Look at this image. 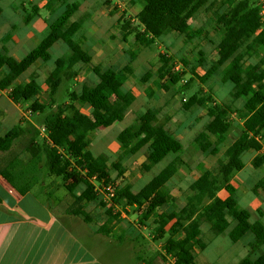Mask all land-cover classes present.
Returning a JSON list of instances; mask_svg holds the SVG:
<instances>
[{
  "label": "trees",
  "instance_id": "1",
  "mask_svg": "<svg viewBox=\"0 0 264 264\" xmlns=\"http://www.w3.org/2000/svg\"><path fill=\"white\" fill-rule=\"evenodd\" d=\"M141 10L136 13L134 22L121 17L119 30L123 41L133 38L135 46L140 48L153 47L158 39L171 34L182 37L186 42L204 34L203 27L194 28V23L201 15L210 14L213 32L220 36L215 47L214 56L209 68L203 75L197 73V68L205 62L204 54L198 52L199 59L188 72L189 80L180 92H185L193 82L207 84L214 75L225 70L221 84H230L229 98L223 103L214 102L209 96L193 94L185 100L181 110L189 115L201 108L206 109L207 121L203 132L193 138L201 152L215 156L232 128V116L240 122V131L232 144L224 151V158L217 160V169L203 172L189 187L191 196L187 197L185 206L177 213L161 214L158 221L153 222V242H160L170 233L169 240L163 246V251L173 257L174 264H193L192 251L205 249L200 239L202 223L209 226L213 236L223 234L227 229L228 240L231 244L238 243L247 233L253 236L250 248L253 251L263 250L264 256V213L260 219L250 221V214L241 210L236 201V189L231 185L233 173L240 172L244 164L241 155L254 151L259 153L264 148V88L255 89L254 85L264 81V14H261L259 0H137ZM132 3V2H131ZM217 5V6H216ZM225 6V11H221ZM79 4L75 0H46L42 7L49 14L59 10L54 20L47 23V34L40 43L22 59L16 61L7 56L4 47L0 49V70H5L0 76V91H6L7 97L16 105L29 103L31 114L41 113L43 106L38 95L43 91L48 94L49 106L53 112L47 115L40 127L45 139L40 138L39 130L29 123H19L4 135H0V153L9 152L15 141L31 134L25 151L30 156L31 169L42 167L50 176L61 178L73 186H83L79 195L70 194L71 203L67 205L64 215L71 218H82L90 222L88 213L83 208L84 203L99 202L96 198L95 185L99 190L114 185L109 175V168L116 172L117 177L123 171L118 163L110 167L102 157H93L89 151L91 136L99 130L109 129L116 123L122 122L125 113L134 96L124 93L122 86L132 76L131 66L137 55L134 49H129L126 55L129 64L118 71L104 69L101 65L92 66L88 50L77 38L78 32L84 25V19L70 22ZM40 8L33 6L22 10L24 24L38 16ZM1 15V9H0ZM11 28V32L15 31ZM10 39V34L1 40L4 45ZM62 42L67 48V54L53 63V69L47 79L38 87L30 82L16 84L18 77L29 69L35 62L47 63L51 60L49 50L56 42ZM257 54L256 62L244 66V62ZM160 67L155 74L160 82L161 90L168 91L170 86L182 81L187 73L173 72L175 62L167 55L158 57ZM182 62V61H181ZM77 65L90 66L92 74L98 83L94 88H82L92 107L89 116H84L73 106L74 98L69 97L67 106H55L53 96L62 80H71L77 74L73 71ZM183 66H186L182 62ZM153 74L148 71L140 83L146 84ZM71 96V94H70ZM74 97V95H73ZM241 102L239 109L235 103ZM158 110H148L138 115L134 123L124 128L116 137V142L122 148L124 156H133L143 147L148 146L150 154L146 163L142 164L145 172L159 164L167 157L171 161L137 193H132L129 187H122L113 194L110 200V212L105 223L97 230L101 236L111 233V224L117 220L112 214V208L128 206L141 208L142 218L147 220L151 213L167 204L166 184L176 175L181 165V155L184 152L182 144L166 130L157 119ZM214 137L216 146L209 141ZM40 139L41 143H37ZM15 157V156H14ZM13 157V159H14ZM11 159V160H13ZM264 164V157H255L253 168L258 169ZM1 177L20 195L28 193L32 186L17 183L23 180L15 171L12 163L2 164ZM14 173V174H13ZM94 179V181H92ZM94 182V184L92 183ZM259 190L264 192V178L258 181L253 189V195ZM223 191V195L219 193ZM204 200L208 202L205 204ZM100 206L106 205L100 200ZM170 224V226H169ZM169 226L168 230L166 227ZM240 264H264L262 259L254 261L246 258Z\"/></svg>",
  "mask_w": 264,
  "mask_h": 264
},
{
  "label": "rangeland",
  "instance_id": "2",
  "mask_svg": "<svg viewBox=\"0 0 264 264\" xmlns=\"http://www.w3.org/2000/svg\"><path fill=\"white\" fill-rule=\"evenodd\" d=\"M8 1L10 0H0V7L3 11L5 10L4 4ZM45 1L46 0H21V4H23L27 10L31 8V5L39 7V17L37 18L47 24L55 19L59 10L54 14L47 13L42 9L45 5ZM75 1L79 4V7H82L79 14H77L78 17L84 18L82 30L84 29L86 18L93 17V19H95L94 23L97 22L96 25L98 26L96 33L104 32V35L98 34L99 38H97V41H99L100 44L93 47V50L97 53V57H100L99 51L102 48H105L107 52L109 50L108 53L113 55L111 59L109 58L106 60L104 58V63H98L97 61L94 62L95 65H91H101L103 68H106L109 63H119L120 59L124 58H126L129 64L126 52L131 48L134 40L132 37L127 38V40H129L128 42L122 40L118 20L123 15L126 18H124V20H129L131 23L134 22L135 14L140 10L138 1ZM19 2L20 0H14L12 5H15L17 8L20 5ZM261 7H263L262 11L264 12V2H262ZM224 9L225 6L220 10L225 11ZM13 11L15 12V10ZM19 16L20 14L16 15V18H19ZM3 22L4 13L0 15V28ZM36 22L37 20L34 19L30 23ZM100 22H103V25ZM194 24V28L203 27L204 34L194 39L192 42H186L182 37L176 34L158 39L154 46L150 48H140L135 46L133 42V46L136 47L134 53L137 57L131 62V66L134 70L136 69L137 74L143 75V70H149L151 73L156 74L159 69L158 67H160L158 62V57L160 55H167L173 58L175 62L173 72L180 73L184 71L187 73L183 76L182 81L176 85L170 86L168 91L161 90V83L157 82L155 79L156 76L151 78L152 80L147 83L149 86L145 89L148 94H153L151 95L150 103L158 110L157 119L159 123L163 124L165 129L169 130L184 148V152L180 157L181 165L176 175L166 184L164 189L167 195V204L151 213L147 220L142 218L141 208L123 205L114 207L112 208V214H116L117 220L111 224V233L108 236H101L97 233V230L105 223L107 213L111 211L110 200L112 198L107 197L105 200V193L103 191L101 192L94 182L92 183L95 185V192L97 193L96 198L100 199L106 206H100V200L99 202L84 203L83 208L90 218V222L86 223L82 218H71L64 215L67 205L71 203L70 194L79 195L84 189L83 186H73L70 182H63L61 178L50 176L42 167L43 160L39 167L31 169L30 156L25 151L27 141L31 138V134H26L23 138L15 141L9 152L0 154V168L3 169V161L7 165L12 163L15 166V171L19 172L20 176L23 178V180H17V183H25L32 186L30 190L31 195L33 197L37 196L40 201L49 208L50 212L55 217L59 218L60 223L65 226L66 238L63 264H174L173 257L163 251V246L169 240L170 233L167 232L162 241L153 242L152 237L155 228L153 222L158 221L161 214L168 215L170 212L177 213L185 206L187 197L191 196V192L189 191L190 185L206 170L212 168H214V170L217 169V160L220 159L223 161L224 151L232 144L240 131V122L233 115L232 128L229 134L226 135L225 142L220 147L216 146L215 138L209 136L210 143L217 147V154L215 156L201 152L199 146L193 141L196 135L203 132L204 124L207 121L206 109L201 108L189 115L181 110L182 104L195 93L209 96L214 102L223 103L229 98L228 94L231 88L230 84H221L220 79L225 73V70H220L207 84L200 85L195 81L188 86L187 91L180 92L189 80V70L194 67L193 65H195L196 60L199 59L198 52H202L205 58L204 64L197 68V73L203 75L209 68L215 53L216 44L220 38L218 34L213 32L210 14L206 13V15L199 16ZM14 25H16L15 31H26L27 29V27L21 28V26H25L24 24ZM47 31L48 30L45 28L35 39L33 44L32 41L29 44H23L22 47H20V52L13 54L12 57L17 60L23 58L46 36ZM11 33H13V31ZM59 45H62L64 49L62 54H58L57 52L56 47ZM82 45L89 50L83 43ZM66 53V46L61 42L56 43L49 50L51 61L47 64L42 61L36 63L42 66L35 68L38 75L33 73L34 75L30 76L33 78V83L34 80L41 83L43 77L46 75V71H48L50 67L53 69V60ZM256 57H258L257 54H255L253 58L246 60L244 66L255 63ZM181 61L185 63L186 66H183ZM83 68V66L78 67V73ZM3 71L0 70V76ZM136 76L138 77L139 75ZM79 77H81L82 84L85 85L84 87L89 88V82H87V79H83L85 75L81 74ZM94 78L97 82V78ZM28 80L30 82V78H28ZM81 80L79 79L75 85H72V82L67 80H62L54 95L56 106H67L64 105V103L70 102L71 98H74V100L77 99L76 102L78 103V97H80V95L85 97L88 102L87 96L81 94L82 91L80 92L81 89L79 88V84L81 86ZM92 81L93 80H91V83ZM135 83H137V81ZM140 84V82L137 83L138 86H141ZM254 87L255 89L264 88V81L256 83ZM89 89H91V87ZM133 91L136 93L135 96H138L134 105H145L143 90L135 86ZM69 94H71V96H68ZM43 96H47V94ZM81 105L83 106L84 104ZM240 106L241 102L238 101L235 103L234 107L235 109H239ZM24 108L28 110L25 106L19 107L18 110L23 112L25 111ZM145 110L138 112L136 117ZM52 112L53 110L48 108L34 115L29 112V114L32 115V117L29 118L31 119L30 123L21 118L16 125L22 121L21 123L23 124L29 123V125L31 124L34 128L39 129L42 127L41 123L43 119ZM1 117L0 115V119ZM126 123L128 125L134 123L133 115H130L122 122L114 124L109 129L99 130L91 136L89 151L92 156L102 157L108 167L114 163H118L123 171L122 176L117 177L116 172L113 171L111 167L109 168V175L111 179L114 180V185L110 187L113 194L122 187H129L132 193H137L171 161V158L167 157L159 164L153 166L148 172H145L142 168V164L147 161V149L137 157L124 156L122 149L119 148L120 146H117L116 136L126 127ZM179 123L180 125L183 123V125L178 126ZM0 130L6 131V129ZM263 142L264 139L261 140L262 145ZM37 143H41V140L38 139ZM255 157H264V148L261 149L258 154L249 151L241 155L240 159L244 167L240 172L233 173L230 179L231 185L237 190L236 198L238 207L239 209H247L252 213L250 215L251 222L260 219V213H264V192L259 190L258 195H253L252 193L254 185L258 180L260 181V179L262 180L264 178V166H261V168L257 170L253 168V160ZM249 185L251 186L249 187ZM219 195H223V191H221ZM252 196L257 198V201H260L261 204V207L256 211H254ZM207 202V200H204L205 204ZM169 226L166 227V230H168ZM200 231L199 237L206 247L202 251L198 248L192 251L194 257L193 264H240L246 258L254 261L256 258L262 259L264 257L263 250L253 251L250 248V244L244 246L242 249L239 248V246L247 240L248 235L242 238L238 243L231 244L227 237L229 229L216 237L209 231V226L202 223ZM59 264H61V261H59Z\"/></svg>",
  "mask_w": 264,
  "mask_h": 264
},
{
  "label": "crops",
  "instance_id": "3",
  "mask_svg": "<svg viewBox=\"0 0 264 264\" xmlns=\"http://www.w3.org/2000/svg\"><path fill=\"white\" fill-rule=\"evenodd\" d=\"M13 2L14 0H10L6 2L4 4V7H5L4 11L0 7L1 14L4 13V22L1 24V28H0L1 29L0 30L1 31L0 32V49L4 47L7 51V56L11 58H13L12 57L13 54H17L20 52V49H21L20 47H22L23 44H29L31 43V41L33 44L35 39L41 34V32H43L45 28L47 29L46 24L41 19L37 18L39 17V15L33 17L29 21V23L24 24L22 20V10L26 8L24 7L23 4H21V0L19 2L20 5L17 8L15 5H12ZM33 6L34 5H31V7ZM12 9L15 10V12ZM81 9L82 7L78 8V10L71 17L70 22H74L79 19H84L82 17L77 16V14H79ZM140 10H141V6H140ZM19 14L21 17L19 16V18H16V15H19ZM121 17H124V16L122 15ZM34 19H36L37 22L30 23ZM94 21L95 19H93V17H87L84 29L83 30L81 29L82 31L80 30L81 32L80 31L78 32L77 38L84 44V46H86L89 49L88 54L91 57V64L95 65L94 62L98 61V63L100 62L104 63V58L106 60L109 58L111 59V56L113 55L108 53L109 52L108 46H107L108 52L106 51L105 48L104 49L102 48L99 51V54H100L99 58L97 57L96 51L93 50L94 46H96L97 44H100V42L97 41V38H99L98 34L104 35V32L96 33L98 30V26L96 25L97 22L94 23ZM100 23L103 25V22H100ZM14 24H24L25 26H21V28L27 27V29L26 31L18 30V31L11 33V28L16 27V25ZM7 34H10V39L4 45H2L1 40ZM171 35H174V34H171ZM40 41L32 49H34L40 43ZM128 41L129 40H127L126 42ZM132 46H133V42H132L130 49L136 48ZM56 49H57L58 54H62L64 51L62 45L57 46ZM66 54H63L61 57H64ZM61 57H58L55 60H53V63ZM14 60L18 61L17 59H14ZM37 62H35L29 69H27L24 73H22L18 77V79L15 81V83L16 84L28 83L29 82L28 78H30L31 75L33 76L34 75L33 73H36L35 68L42 66L41 64H36ZM127 64H128L127 60L126 58H124V59H120L119 63H114V64L109 63V65L104 69L111 68V70L113 71H118L119 69H121ZM78 67H81V65H77L74 67L73 71H76L77 75L73 79L69 80V82H72V85H75L79 79L81 80V77H79V75L84 74L85 77L83 79H87V82H89V85H90L89 88L90 87L94 88V86L98 83V81L97 82L95 81V78H94L95 76L92 74L90 70V66H83L84 68L79 73L77 70ZM51 71L52 69L50 67V69L46 71V75L43 77V81L41 83H38L36 82V80H34V84L39 87L47 79ZM148 71L149 70H146V71L143 70L142 71L143 75ZM152 74H153V77H155V74L154 73ZM36 75L38 74L36 73ZM136 75H139V76L137 77ZM143 75L137 74L136 69H135L133 71V76H131L127 80L126 84L122 86V91L124 93H130L131 95L134 96V101L131 103V105L127 109L124 119H127L130 115L131 116L133 115L135 119L137 113L145 109L146 110L142 112L141 114L145 113L148 110H157L156 107H154L150 103L151 95L153 94L150 95L145 91V89H147V87L149 86L147 85V83L152 79H150L146 84H140L144 89L141 86L137 85V83L140 81V78ZM91 80H93L92 83H91ZM136 81L137 83H135ZM84 86L85 85L82 84V80H81V86L79 84V88L81 89L80 92L82 91V88ZM135 86L143 90V93H144L143 97H144L145 105H142V104L140 106L134 105L138 98V96H135L136 93L133 91V88ZM44 94H47V92L43 91L42 93H40L38 95V100L40 101L44 109L48 108L52 110L53 105L49 106L50 104L48 103L49 102L48 94L47 96H43ZM68 96H70V94ZM76 100L77 99L73 101V106L79 111L80 114L84 116H89L92 112V107L90 106L89 102H87L85 97L80 95V97H78V103L76 102ZM65 103L68 104L69 102H65ZM65 103L64 105H67ZM53 104L55 107L56 104H55L54 96H53ZM81 104H84V105L82 106ZM28 105L29 103H24L22 105H16L8 99L7 92L5 93V91L3 92L0 91V115L2 116L0 119V129L2 130L6 129V131L0 130V135H4L8 131H10L16 125V123H18V121L21 118L27 120L30 123L31 119L29 118L32 117V115L29 114L30 111L26 110V108H24L25 111L23 112H21V110H18V108L21 106L23 107L25 106L28 108ZM27 111L29 115L24 114V112H27ZM182 125L183 123L181 125L180 123L178 124V126H182ZM128 126L130 125L126 123V127ZM37 130H39L40 138L45 139V135L44 133L41 132L40 128ZM112 137L114 138L113 135ZM118 145L119 144H117V146ZM143 148H142L143 150L138 151L133 156L134 157L140 156V154L145 149H147V157H146V160H147L150 154V150L148 149V146H145ZM133 156H129V157H133ZM4 163L5 162L3 161L2 164ZM262 166H264V164ZM250 186L251 185H249V187ZM252 199L254 203V211H256L257 209L261 207V204H260V201H257V198H254L252 196ZM236 201H237V198H236ZM241 210H244V209H241ZM246 211L249 212L250 215L252 214L249 210L246 209ZM250 219H251V216H250ZM247 235H248L247 240L243 242L242 245L239 246L240 249H242L244 246H247L248 244H251L253 240V236L250 233H247L245 236ZM65 238H66L65 226H63L60 223L59 218L55 217L50 212L49 208L45 204H43L37 196L33 197L31 195V191L24 195H20L0 175V264H59V261H61V264H63Z\"/></svg>",
  "mask_w": 264,
  "mask_h": 264
},
{
  "label": "built area",
  "instance_id": "4",
  "mask_svg": "<svg viewBox=\"0 0 264 264\" xmlns=\"http://www.w3.org/2000/svg\"><path fill=\"white\" fill-rule=\"evenodd\" d=\"M259 2H260L261 14H264V12L262 11V8H263V7H261L262 2H264V0H259ZM24 114L26 115V114H28V112H25ZM41 132L43 133L42 130H41ZM92 181H94V179H92ZM100 191H101V192L103 191V192L105 193V195H106L105 200L107 199V197H111V198H112V196H113V193H112V191L110 190V188H107V189H101Z\"/></svg>",
  "mask_w": 264,
  "mask_h": 264
}]
</instances>
